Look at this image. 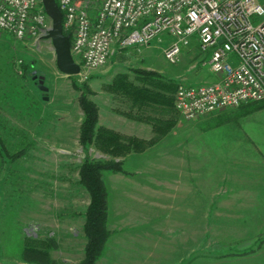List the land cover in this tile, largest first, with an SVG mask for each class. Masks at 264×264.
<instances>
[{
	"label": "rangeland",
	"instance_id": "374dc122",
	"mask_svg": "<svg viewBox=\"0 0 264 264\" xmlns=\"http://www.w3.org/2000/svg\"><path fill=\"white\" fill-rule=\"evenodd\" d=\"M161 38L116 51L102 68L66 75L51 40L22 41L0 30V264H43L24 259L29 237L56 244L45 264L81 263L91 201L80 183L86 156L124 160L127 171L105 172L112 234L97 264H224L243 255L264 257V107L195 119L177 114L170 134L125 157L80 142L78 87L84 83L99 106L101 126L148 139L151 126L129 120L127 100L108 90L117 73L144 69L178 82L183 76L216 79L202 65L196 43L175 65L164 56L173 37ZM40 75L46 90L39 87Z\"/></svg>",
	"mask_w": 264,
	"mask_h": 264
},
{
	"label": "built area",
	"instance_id": "2783aa9c",
	"mask_svg": "<svg viewBox=\"0 0 264 264\" xmlns=\"http://www.w3.org/2000/svg\"><path fill=\"white\" fill-rule=\"evenodd\" d=\"M64 31L81 73L107 64L116 51L148 46L161 35L164 49L178 65L193 43L213 81L183 76L175 108L183 118L264 101V0H58ZM52 25L42 0H0V30L19 40L39 42ZM70 35V37H71ZM194 59V57H193ZM198 67L193 62L191 70Z\"/></svg>",
	"mask_w": 264,
	"mask_h": 264
},
{
	"label": "trees",
	"instance_id": "16d2710c",
	"mask_svg": "<svg viewBox=\"0 0 264 264\" xmlns=\"http://www.w3.org/2000/svg\"><path fill=\"white\" fill-rule=\"evenodd\" d=\"M64 32L71 35L68 31ZM22 69L26 74L29 71L27 66H23ZM133 72V75L129 72L117 73L112 83L108 85V90L120 99L127 100L128 110L123 112L134 120L150 124L154 135L150 139H144L136 135L127 136L101 126L99 106L89 98L91 88L88 83H84L78 87L82 91L80 105L84 119L80 142L84 148L93 143L99 150L113 157L142 153L170 134L177 125L178 112L174 108V101L179 82L153 70L135 69ZM241 106L252 112L264 107V101L249 102ZM123 165L124 160L104 161L86 156L80 167V183L88 190L91 198L85 213L84 232L87 238L85 257L80 264H97L104 255L112 234L108 227L109 191L104 176L106 171L126 173ZM51 242L52 239L26 238L22 251L24 259L45 264L51 259L49 250L53 248L52 246L56 247V244L52 242L51 245Z\"/></svg>",
	"mask_w": 264,
	"mask_h": 264
},
{
	"label": "water",
	"instance_id": "95a60500",
	"mask_svg": "<svg viewBox=\"0 0 264 264\" xmlns=\"http://www.w3.org/2000/svg\"><path fill=\"white\" fill-rule=\"evenodd\" d=\"M46 12L51 18L52 25L44 40H51L56 53V64L60 72L66 75H78L81 73V65L75 60L71 52V37L64 32L63 15L57 0H42ZM44 76H39L40 89L44 87Z\"/></svg>",
	"mask_w": 264,
	"mask_h": 264
},
{
	"label": "crops",
	"instance_id": "0c3cea01",
	"mask_svg": "<svg viewBox=\"0 0 264 264\" xmlns=\"http://www.w3.org/2000/svg\"><path fill=\"white\" fill-rule=\"evenodd\" d=\"M174 108H175V101H174ZM175 110L177 111V109L175 108ZM178 112V111H177ZM178 114L180 115V113L178 112ZM128 117V116H127ZM129 120H132L134 122H139L137 120H134L130 117H128ZM141 123V122H139ZM143 123V122H142ZM178 124V122H177ZM150 125V124H149ZM151 126V125H150ZM177 126V125H176ZM264 126V125H263ZM263 130H264V127H262ZM151 130H152V126H151ZM152 133L154 135V132L152 130ZM152 135V136H153ZM136 136H139V135H136ZM140 137V136H139ZM146 138V137H145ZM151 138V137H148V139ZM251 258V260L249 259ZM224 264H264V257H257V259H253L252 257H249L248 255H243L241 257H236V258H232V259H227Z\"/></svg>",
	"mask_w": 264,
	"mask_h": 264
}]
</instances>
